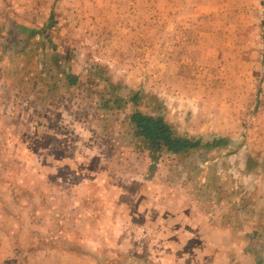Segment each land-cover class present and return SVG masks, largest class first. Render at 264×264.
I'll return each mask as SVG.
<instances>
[{
	"label": "rangeland",
	"instance_id": "1",
	"mask_svg": "<svg viewBox=\"0 0 264 264\" xmlns=\"http://www.w3.org/2000/svg\"><path fill=\"white\" fill-rule=\"evenodd\" d=\"M25 2L26 16L52 9L54 48L0 54V261L157 264L158 202L193 188L196 159L228 162L242 193L229 207L264 191V159L244 149L264 140V0ZM135 112L229 147L170 155L134 135Z\"/></svg>",
	"mask_w": 264,
	"mask_h": 264
},
{
	"label": "crops",
	"instance_id": "2",
	"mask_svg": "<svg viewBox=\"0 0 264 264\" xmlns=\"http://www.w3.org/2000/svg\"><path fill=\"white\" fill-rule=\"evenodd\" d=\"M22 4L27 5L25 0H0V54L14 53L15 47L19 45L22 49L27 47L24 52L33 53L36 50L29 49L31 44L37 49V44L41 41L45 42V53H51L54 47L46 22L52 21V9L44 11V16L42 12L26 16L21 14L24 9ZM37 15L43 17L42 22ZM30 19L33 22L30 23ZM41 28L44 30H40ZM38 38H42L41 41ZM7 58L0 57V61H6ZM213 137L206 136L207 139ZM228 147L227 145L211 150L206 156L211 157L213 152ZM246 148L251 155L249 160L260 166L264 159V140L261 142L258 139L253 144L244 145V149ZM196 160L205 167L203 171L197 164L193 168L198 172L194 176L196 180L193 188L173 190L171 195L166 192L163 203L161 200L158 202L157 227L163 237L157 241H168L167 247L163 244V249H168H164L157 264H264V249L261 248L264 246V191L259 188V183H256L257 189L250 196L254 198L252 205L247 203L245 206L242 203L241 206L229 207L228 199L240 197L242 193L236 189L235 180L229 179L225 173L228 162L226 164L223 157ZM230 180L235 184L233 187L228 186ZM236 181L239 182V179ZM114 239L123 241L118 240L117 235ZM32 252L34 251L29 250L28 257L33 264L54 263L52 255L34 256ZM166 255L172 260L165 258ZM55 260H65L67 264H120L118 257L116 260L101 263L85 254H63L55 257ZM0 264H5V260L0 261Z\"/></svg>",
	"mask_w": 264,
	"mask_h": 264
},
{
	"label": "trees",
	"instance_id": "3",
	"mask_svg": "<svg viewBox=\"0 0 264 264\" xmlns=\"http://www.w3.org/2000/svg\"><path fill=\"white\" fill-rule=\"evenodd\" d=\"M68 78H70V84L75 83L76 77ZM130 123L134 128L135 136L143 138L155 149L164 150L170 155H186L188 151H195L198 148L208 153L223 146L227 147L228 144L219 137L202 142L201 139L178 136L162 118L143 115L139 112L130 116Z\"/></svg>",
	"mask_w": 264,
	"mask_h": 264
}]
</instances>
